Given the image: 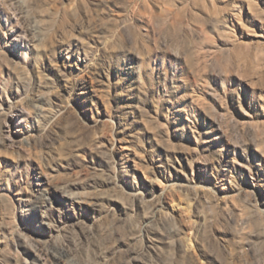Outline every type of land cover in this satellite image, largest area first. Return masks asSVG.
<instances>
[{"label":"rangeland","instance_id":"1","mask_svg":"<svg viewBox=\"0 0 264 264\" xmlns=\"http://www.w3.org/2000/svg\"><path fill=\"white\" fill-rule=\"evenodd\" d=\"M0 264H264V0H0Z\"/></svg>","mask_w":264,"mask_h":264}]
</instances>
